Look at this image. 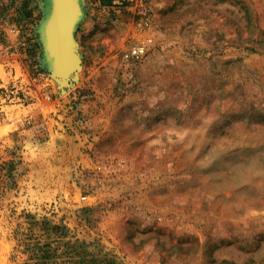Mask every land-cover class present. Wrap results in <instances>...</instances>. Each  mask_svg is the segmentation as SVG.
<instances>
[{"label": "rangeland", "instance_id": "obj_1", "mask_svg": "<svg viewBox=\"0 0 264 264\" xmlns=\"http://www.w3.org/2000/svg\"><path fill=\"white\" fill-rule=\"evenodd\" d=\"M106 1L63 85L51 0H0V264H264V0Z\"/></svg>", "mask_w": 264, "mask_h": 264}, {"label": "water", "instance_id": "obj_2", "mask_svg": "<svg viewBox=\"0 0 264 264\" xmlns=\"http://www.w3.org/2000/svg\"><path fill=\"white\" fill-rule=\"evenodd\" d=\"M68 12L72 13L70 16V24L66 28V31L63 30V34L65 36V32L69 33V37L74 49V53L70 55V59L68 60V47L65 52L64 48L56 46V50L53 51L50 48V40L53 36H55L56 30L60 25L61 20L64 22L65 15ZM82 17V10L78 3V0H51V10L49 15L44 20L41 29H40V38L44 48L45 59L47 61L49 71L58 77V79L62 82L63 85H68L69 80L78 72L81 68V59L79 54L77 53V45L74 36V30L76 24L79 22ZM59 23V24H58ZM64 28V27H63ZM61 33V32H60ZM55 37H53L54 39ZM64 49V50H63ZM63 50V52H62ZM71 63V65H69Z\"/></svg>", "mask_w": 264, "mask_h": 264}, {"label": "built area", "instance_id": "obj_3", "mask_svg": "<svg viewBox=\"0 0 264 264\" xmlns=\"http://www.w3.org/2000/svg\"><path fill=\"white\" fill-rule=\"evenodd\" d=\"M151 0H114V4L116 6H122V5H131L133 3H139L144 4L148 3ZM19 26L16 23H11L9 25L2 24V21L0 20V65H2V58L7 54H12L13 46H16L18 44V36H19ZM11 51V52H10ZM147 51V42L142 41L139 42L129 49L125 50L123 55L125 59H133L138 58L141 55L145 54ZM21 77H17V75H10V78L7 82H4V80L0 77V83H7V87L3 84L0 85V90H6V94L8 95V99L13 101L15 99V88L18 85V82H20ZM2 114L0 111V129H1V123H2ZM5 136L1 134L0 132V145L2 142V139Z\"/></svg>", "mask_w": 264, "mask_h": 264}, {"label": "bare ground", "instance_id": "obj_4", "mask_svg": "<svg viewBox=\"0 0 264 264\" xmlns=\"http://www.w3.org/2000/svg\"><path fill=\"white\" fill-rule=\"evenodd\" d=\"M72 13L70 12H68V14H66L65 15V20H64V22H62L63 20H61V22H60V25L58 26V29L56 30V33H55V36H53V37H55L54 39H53V37H52V39L50 40V48L53 50V51H55L56 50V46H59V44H60V46H61V48H64L65 49V52L69 49V51H68V54H69V56L67 57L68 58V60L70 59L69 57H70V55H72V52L74 51V49H73V46H71L72 45V43H71V40H70V35H69V33H67V32H65V36H64V34H63V30H65L66 31V28L69 26V24H70V19H71V17L72 16H70ZM59 24V23H58ZM64 27V28H63ZM61 32V33H60ZM67 44H69V47H68V49H67ZM63 49V50H64ZM63 50H62V52H63ZM74 53V52H73ZM69 65H71V63L69 64ZM56 77V76H55ZM58 78V77H57ZM61 82V81H60ZM62 83V82H61ZM61 86V85H60ZM65 87V86H64ZM65 92V91H64ZM63 92V93H64Z\"/></svg>", "mask_w": 264, "mask_h": 264}, {"label": "trees", "instance_id": "obj_5", "mask_svg": "<svg viewBox=\"0 0 264 264\" xmlns=\"http://www.w3.org/2000/svg\"><path fill=\"white\" fill-rule=\"evenodd\" d=\"M102 3H103V4H106V3H107V1H106V0H102Z\"/></svg>", "mask_w": 264, "mask_h": 264}]
</instances>
